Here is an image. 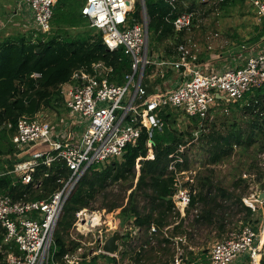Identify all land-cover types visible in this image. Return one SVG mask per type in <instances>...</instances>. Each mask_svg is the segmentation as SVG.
<instances>
[{"label": "trees", "instance_id": "1", "mask_svg": "<svg viewBox=\"0 0 264 264\" xmlns=\"http://www.w3.org/2000/svg\"><path fill=\"white\" fill-rule=\"evenodd\" d=\"M85 1L60 0L54 8L49 33L28 30L25 33L1 35L0 126L7 122L15 124L22 117L34 118L43 110L61 116L66 112L61 88L71 81L77 70L92 73L93 66L101 63L111 69L108 76L110 83L125 84L126 76L133 72L132 57L124 47L109 51L102 33L93 28L82 14ZM188 1L145 0L151 54L164 49L165 55L161 54L160 59L170 60L177 56V48L187 45L183 40L184 32H176L172 22L183 13H192L190 8H185ZM223 2L236 4V0ZM141 12L142 4L137 1L131 14V24L142 21ZM256 31L257 34L249 42H259L264 38V23L258 24ZM205 58L195 63L204 65ZM155 68L152 66L145 71L143 85L146 95L143 102L151 100L157 89L155 82L150 80ZM168 73L163 80L169 78ZM247 99L249 102L241 108V103L232 104L243 112L238 117L242 119L244 127L236 122L237 116H234L233 124H228L213 110L204 120L188 118L190 124L180 130L177 126L180 113L164 109L161 111L165 123L162 130H155L151 136L145 130L135 144L126 147L121 160L92 167L65 206L54 237V261L62 264L67 254L74 253L80 247L79 242L69 239L77 213L93 209L98 198L117 185H122L130 193L128 198H114L110 212L120 205V225H129L146 233L140 248H125L120 252L121 259L129 256L132 264H145L147 260L153 261L152 264H171L176 257L175 238H181L182 242L183 237L187 240L193 238L192 232L185 228V222L190 211L195 209L199 213L192 227L195 223L213 227L222 236L226 232L227 218L245 213L243 223L251 224L260 233L264 223V206L254 213L244 205L243 198L250 194L249 181L260 184L264 191V159L261 158L264 155V87L248 94ZM213 113L216 114L214 117ZM13 134L14 131L0 132V192L16 202L48 200L60 189V182L68 179L70 173L67 167L63 162L55 163L50 168L40 166L33 176V183L23 184L21 176L13 172L21 162L11 139ZM196 146L206 156L203 167L209 174L199 175L190 210L185 218H181L172 199L176 192L175 181L181 172L191 170L190 159L183 148ZM236 153L240 159L233 167L231 183L223 185L215 182L211 168L229 163ZM244 173L254 178L243 179ZM36 182L41 184L39 188L35 187ZM242 186L249 193H238ZM152 227L157 232L150 234ZM127 235L128 239L130 232ZM3 239L4 230L0 225V247ZM8 250L6 247L0 249V264L5 262V251ZM13 250L19 252L17 248ZM194 255V251H189L187 256L183 254L181 257L185 263H194ZM101 258H105L109 264H119L117 258L108 255H100L82 264H97Z\"/></svg>", "mask_w": 264, "mask_h": 264}, {"label": "built area", "instance_id": "2", "mask_svg": "<svg viewBox=\"0 0 264 264\" xmlns=\"http://www.w3.org/2000/svg\"><path fill=\"white\" fill-rule=\"evenodd\" d=\"M59 1L19 0L18 7L28 8L33 14L36 31L46 34L51 31L54 8ZM247 1L256 11V23H264V0ZM134 5L135 0H86L82 8L83 16L102 33L109 51L124 47L132 57L133 72L126 76L124 85L110 83L111 69L101 63L95 64L92 73L77 70L71 81L62 86L66 112L61 116L51 119L40 115L22 117L15 124L7 122L0 126V132L14 131L11 139L21 162L13 172L21 176L23 184L33 183V176L40 166L50 168L63 162L70 173L48 200L16 202L0 192V225L4 230L0 249L9 248L5 251L3 264H60L54 261V237L65 206L80 181L92 167L106 166L121 159L126 147L135 144L145 130L150 136L155 130H162L165 123L161 111L177 110L186 118L204 120L213 110H228L229 104L241 103L248 94L264 87L263 46L243 48L239 64L222 70L196 64L197 56L185 44L177 48V56L173 59H160L149 51V18L143 2L142 21L133 19L135 23L131 24ZM193 20L192 13H183L172 24L176 32H184L192 27ZM152 66H158L163 72L166 69L178 72L179 82L165 93L156 89L151 100L143 102L145 71ZM261 158L264 159V155ZM186 175L187 172H181L177 176L176 192L172 197L182 218L186 217L196 194L194 179H186ZM243 178L249 179V176L245 174ZM40 186L35 183V187ZM249 186L250 194L243 198V203L257 213L264 201L259 200L261 191L254 189V183L249 181ZM198 213V209L192 210L194 218ZM98 216L103 218L100 212L88 209L77 213L72 234L79 233L83 238L79 240L73 236L80 247L67 254L62 264H82L107 255L103 251L108 239L104 234L109 230L95 221ZM81 227L92 231V237H86ZM127 229L131 241L125 242L121 251L140 248L143 243L139 236L141 231ZM155 232L156 228L152 227L150 234ZM261 237L251 224H238L224 239L212 244L208 252L209 264H263ZM174 242L176 245L178 239ZM181 256L177 255L171 264H195L183 262Z\"/></svg>", "mask_w": 264, "mask_h": 264}, {"label": "rangeland", "instance_id": "3", "mask_svg": "<svg viewBox=\"0 0 264 264\" xmlns=\"http://www.w3.org/2000/svg\"><path fill=\"white\" fill-rule=\"evenodd\" d=\"M17 1L19 0H0V37L1 35L8 36L10 34L25 33L28 30H36L34 24L32 25V27L29 21L19 13L20 9L17 5ZM137 1L142 4V0H135V4ZM241 2V0H236V4L229 5L228 3L223 2V0H189L188 3L185 4V8H190V10H192L191 12L193 14L194 20L192 27L189 30L184 31L183 40L187 43L189 49H191V52H193V54L197 56L198 61L202 57L206 56L204 60L206 62V65L213 66L216 70H222L229 66L234 67L233 65H231L234 61L232 54L233 56L237 57L236 55L239 52H244L243 48H258L260 46L264 47V38L259 42H249V40H251L257 34L256 26H258V24L255 21L256 11L252 7V5L248 3L247 0H244L243 3ZM29 20L31 21V19ZM155 54H158L160 56L161 54L165 55V50L161 49V52L157 51L155 52ZM212 55L214 56V58L209 61V57H211ZM168 72V75L170 74L168 78L169 83H165L166 81L164 82V80L159 77L157 72L154 75L155 77L152 78V82H155L156 88L160 87V89H158L163 93L171 88H174L178 81L177 74L171 71ZM166 73L167 71L164 70V74ZM248 102V99L244 100L243 102H241L239 108L245 106V104H247ZM224 104L226 103L224 102ZM228 106H230L228 110L226 108L224 110H215L217 112L216 114H218L219 117L226 119L228 124H233L235 122L234 116H237L238 119L236 120V122L244 127V124H242V119L238 117L239 115L241 117L243 112L237 109L236 106H233L231 104H229ZM232 106L233 108H231ZM216 114L213 113L212 117H214V115ZM38 115H40V117L44 119H51L55 117L57 113L50 110H43ZM223 115L224 117H222ZM179 118L180 119L177 121V126L180 130H184V128H186V126L190 124V121L188 120V118L182 116L181 114ZM187 146H189V144ZM183 150L190 159L191 168V170L187 172L186 177L188 178L186 179H194L193 185L196 186V184L198 183L199 175L206 176L204 174H209L203 167V162L204 160H206V156L198 146L191 148L189 147L188 149L183 148ZM236 152H238V149L236 150ZM239 159L240 156L236 153V155L230 159L229 163L227 162L217 166H213L211 168L214 172L213 180L217 183L221 182L223 185H229L232 180L231 173L233 171V167ZM244 175L245 173L242 175V178ZM251 177L254 178V176ZM254 189H257V191L261 192L263 191L262 186L256 183H254ZM237 192H243L244 194H247L250 192V187L249 192L248 189H244V186H242L241 189H238ZM129 193L130 191H125L122 185L114 186L113 189H109L107 192L103 193L94 204L93 209L89 210L96 211L98 213L100 212L103 216L104 221L111 217L112 219L116 220L115 226L117 227L108 226L107 230H109V232L104 234V236L109 239L116 232L121 233L122 239L118 243V254L116 256H113L117 258L119 264L133 263V261L130 260L129 256L128 258L122 260L120 254V252H122L121 250L123 249H121L120 247L124 246V243L126 241L127 243L131 241V236H129L130 238L127 239V234H129L130 232L127 228H129L130 226L126 225L122 227L120 225L121 221L119 220V216L121 208L118 207L120 205H117V207H115V209L111 212L110 210L112 208L111 205L113 204L112 201L114 198H128ZM125 203H127V199H125ZM258 214L259 216L261 215V213ZM182 217L183 216H181V218ZM244 217L245 213H242L235 218H227V221L225 223L226 232L222 236H219L218 231L214 230L213 227H206L204 225H199L196 223L192 227L191 225L194 223L195 218L193 217L191 210L188 219L185 222V228L192 232L191 234L193 238L191 240H187L183 237V242L181 238H177L178 243L175 245L176 256H181L183 254L187 256V253L189 251H194L195 255L193 256V258L195 264H209L208 252L212 244L224 239L227 236L228 231L235 228V226H237L238 224L243 223L242 220L244 219ZM262 230L260 233H262ZM81 231L86 237H91L90 232L83 227H81ZM73 236L79 240H82L83 238L81 237V234H75L73 232V234H70L69 239L73 240ZM139 236L140 240H145L146 233L141 231V233H139ZM204 250H208L207 253L204 252ZM152 263L153 261L151 260H147L145 262V264ZM97 264L109 263L105 260V258H101L99 259Z\"/></svg>", "mask_w": 264, "mask_h": 264}, {"label": "crops", "instance_id": "4", "mask_svg": "<svg viewBox=\"0 0 264 264\" xmlns=\"http://www.w3.org/2000/svg\"><path fill=\"white\" fill-rule=\"evenodd\" d=\"M17 5H18V1H17ZM20 11V12H19ZM18 12L22 15V16H24L25 17V19H27L28 21H29V23H30V25L32 26L34 23H33V14L31 13V11L28 9V8H25V9H20ZM29 19H31V21L29 20ZM33 27V26H32ZM236 54V53H235ZM242 53H238L236 56L237 57H235V56H233V54H232V57H233V62H232V64L231 65H233V66H236L237 64H239V61H238V58H239V56L241 55ZM156 55H158V54H156ZM159 57H161L160 55H158ZM213 56V55H212ZM209 57L208 59H209V61H211L212 60V58H214V56L213 57ZM214 61H216V60H214ZM229 67H232V66H229ZM161 68H159L158 66L155 68V71H153V75H151L150 76V80L152 81V78H154L155 76V74H156V72L158 73V75H159V77L162 79V78H164L165 77V74H164V72L162 71V69L160 70ZM166 71H171V72H173V73H175V74H177L178 75V77H177V79H178V81H177V84H178V82H179V73L178 72H176V71H174V70H171V69H166ZM166 81V82H165ZM164 82L165 83H169V80H168V78H165L164 79ZM176 84V85H177ZM175 85V86H176ZM159 89H160V87H158ZM157 88V89H158ZM257 91V90H256ZM81 229V228H80ZM262 235H264V230H263V233H262ZM263 245H264V241H263V243H262Z\"/></svg>", "mask_w": 264, "mask_h": 264}, {"label": "water", "instance_id": "5", "mask_svg": "<svg viewBox=\"0 0 264 264\" xmlns=\"http://www.w3.org/2000/svg\"><path fill=\"white\" fill-rule=\"evenodd\" d=\"M142 2L145 6V0H142ZM259 200L264 201V192L263 191L260 193ZM121 239H122V235L119 232H116L112 237L107 239L105 244H104V247H103V251L105 252V254L111 255V256H116L118 254V251H119L118 243L120 242Z\"/></svg>", "mask_w": 264, "mask_h": 264}, {"label": "bare ground", "instance_id": "6", "mask_svg": "<svg viewBox=\"0 0 264 264\" xmlns=\"http://www.w3.org/2000/svg\"><path fill=\"white\" fill-rule=\"evenodd\" d=\"M97 219H98V220H95V221H97L98 224H100V225L103 226V227H108V226H113V227H114V226H115V221H116V220H115V219H112V217L106 219V221H104L103 218H102L101 216H98ZM115 227H116V226H115ZM80 230H81V229H80ZM87 231L90 232L91 237H92L93 232L90 231L89 229H88ZM262 233H263V231H262ZM262 233H261V235H262ZM261 239H262V243H263V241H264V235H262Z\"/></svg>", "mask_w": 264, "mask_h": 264}]
</instances>
